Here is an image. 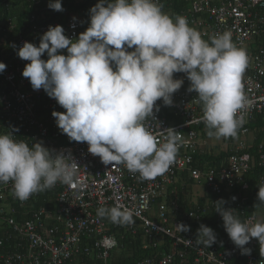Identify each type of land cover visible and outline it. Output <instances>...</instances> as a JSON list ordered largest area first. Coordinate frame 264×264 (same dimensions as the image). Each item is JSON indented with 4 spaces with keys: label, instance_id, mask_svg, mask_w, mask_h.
Listing matches in <instances>:
<instances>
[{
    "label": "built area",
    "instance_id": "built-area-1",
    "mask_svg": "<svg viewBox=\"0 0 264 264\" xmlns=\"http://www.w3.org/2000/svg\"><path fill=\"white\" fill-rule=\"evenodd\" d=\"M157 2L162 8L166 7L164 4L171 3L172 7L175 3H183L184 7L174 11L167 6L169 10L164 13L173 20L177 15L185 17L188 25L208 42L216 35L230 31L235 46L246 51L248 65L241 77L245 99L237 114L242 119L238 128L242 138L233 144L224 143L222 138L223 149L219 150L227 157L221 161L220 167L217 164L207 171L192 168L195 155H202L208 146L198 137L207 129L202 119V104L195 91H188L190 81L186 74L174 73V79H183L184 83L173 94V105L165 106L162 100H158L159 111L154 108L153 117L145 124L161 141L164 139L162 132L173 129L180 137L178 155L165 174L152 180H141L138 173L130 172L123 164L105 165L99 156L88 151L86 142L70 141L52 116L53 111L66 110L43 89H32L29 80L22 76L25 65L30 61L14 56L10 62H3L6 70L0 73V103L4 102L1 117L11 121L13 139L23 140L30 147L42 139L54 153L70 155L77 168L73 185L57 183L45 190L53 193L55 211L43 206L32 210L30 206L39 201L41 192L21 201L15 197L11 181L0 183V201L5 207L0 209V221L7 227L5 231L0 227V251L5 250V245L10 249L0 253V264H83L87 257L109 264L119 239L135 238L140 233L148 240L140 247L143 251L156 249L153 240L160 236L170 238L172 245L169 252L157 249L156 254L140 258L136 264H264L257 239L253 238L245 245L251 249L250 255L241 254L227 233L216 235L217 242L210 247L198 244L197 235L181 232L177 225L184 223L174 216L168 203L159 202L161 196L176 187L178 177L189 171L194 185L205 184L203 198L206 194L211 195L206 198V205L200 204V198L191 202L190 208L194 205L196 210L188 211L189 218L199 219V215H206L211 208H216L215 203L220 196H226V208L234 209V214L242 222L250 225L264 222V207H255L259 203L258 187L264 184V140L256 147L255 134L249 128L256 116L264 114V0ZM75 14L68 15L65 22H55L51 26L61 25L67 37L76 39L87 29L90 18L83 15L74 17ZM32 19L38 20L35 16ZM8 23L11 34L16 26L12 21ZM48 28L42 25L34 26L32 30L40 38ZM26 41L32 43V40L20 37L14 51L17 53ZM61 52L67 55L66 49ZM42 59H47L46 53ZM13 103L17 107H13ZM255 147L256 157L251 153ZM256 167L261 174L257 176V186L252 189L247 179ZM116 204L133 211V224L121 226L97 215L98 208H110ZM19 210L29 212L32 218L19 221L16 218Z\"/></svg>",
    "mask_w": 264,
    "mask_h": 264
},
{
    "label": "clouds",
    "instance_id": "clouds-1",
    "mask_svg": "<svg viewBox=\"0 0 264 264\" xmlns=\"http://www.w3.org/2000/svg\"><path fill=\"white\" fill-rule=\"evenodd\" d=\"M48 7L64 11L61 0H49ZM89 18V26L76 39L67 37L61 25H50L38 46L26 41L17 50L20 59L30 61L22 76L32 89H43L66 110L53 111L52 116L70 141L86 142L88 151L105 165L123 164L141 180L165 174L176 160L180 137L169 128L161 141L145 122L154 108L159 111L158 100L173 105L172 96L184 83L174 79V73H185L188 91L197 93L207 135L237 136L242 124L237 114L245 99L241 77L248 56L235 46L230 31L205 41L185 17L173 20L165 14L157 0H99ZM65 49L67 55L61 52ZM5 70L0 62V73ZM13 137L10 131L0 134V183L11 181L16 198L26 201L57 183L74 184L77 164L70 155L54 153L40 142L30 147ZM258 188L255 207H264V184ZM225 204L217 201L215 212L230 240L241 254L250 255L245 245L255 238L264 256V222H242ZM97 215L121 226L135 222L133 211L120 204L100 207ZM0 225L7 230L2 221ZM177 226L181 232L190 230L182 223ZM196 242L210 247L217 242L216 233L201 224Z\"/></svg>",
    "mask_w": 264,
    "mask_h": 264
},
{
    "label": "trees",
    "instance_id": "trees-1",
    "mask_svg": "<svg viewBox=\"0 0 264 264\" xmlns=\"http://www.w3.org/2000/svg\"><path fill=\"white\" fill-rule=\"evenodd\" d=\"M99 0H61L64 11H55L48 7L49 0H0V62L4 61L5 54L10 50V53L16 55V52L12 51L15 38L17 36L25 37L31 40H38L39 35L32 30L34 26H50L55 22L62 21V18L67 14L71 15L74 12L89 16V10L95 6ZM75 3H78L76 6ZM162 8L163 12L169 10L167 6H171V3L164 4ZM184 7L183 3H175L170 9L172 11ZM38 18L34 21L32 17ZM9 21L15 23L16 28L11 31ZM252 134H255L254 145L257 147L264 140V114L256 116L255 120L249 126ZM201 131V129H197ZM201 141L208 143L207 148H204L202 155H195V161L192 168L204 169L207 171L214 166L220 167L221 161L225 160L227 154L221 152L218 147L212 145L211 138L207 135V131L198 136ZM240 131L237 130V136L235 138H224V143L233 144L240 141ZM253 149L252 155L257 156V151ZM261 174L259 168H255L251 172V176L247 179L250 187L253 189L257 186V176ZM194 180L191 178L190 172L182 174L178 177L176 187L169 189V192L165 196L159 198V202L168 203V208L173 209L174 216L180 219L185 225L190 227L188 231L192 236L197 235V229L201 224L208 226L214 230L216 235H224L226 233L223 220L219 213L215 212L216 208H211L210 212L206 215H199V219L189 218L188 211H195V206L190 208L192 202L190 195L191 186L194 185ZM42 197V196H41ZM40 197V199H41ZM206 198L211 197L210 194H206ZM220 199L226 201L225 207L228 206V198L226 196H220ZM42 201V200H41ZM201 205H206V199H200ZM120 238V236H119ZM148 241V240H147ZM143 233H140L135 238L128 237L123 240L119 239V245L116 250L111 254L108 260L109 264H136L140 258H145L156 254L157 249L160 252L171 250L172 240L168 237H158L157 240H153L156 249H150L143 251L140 249L142 245L147 243ZM163 246V247H162ZM162 247V248H161ZM102 261L98 259L87 257L84 259L83 264H101Z\"/></svg>",
    "mask_w": 264,
    "mask_h": 264
},
{
    "label": "crops",
    "instance_id": "crops-1",
    "mask_svg": "<svg viewBox=\"0 0 264 264\" xmlns=\"http://www.w3.org/2000/svg\"><path fill=\"white\" fill-rule=\"evenodd\" d=\"M79 1H81V0H79ZM83 1V0H82ZM75 5L77 6L78 5V3H75ZM75 13H77V12H74V13H72V14H75ZM70 14V13H69ZM69 14H67L66 16H64L63 18H62V22H65L68 18V15ZM79 15H83V14H75L74 15V17H76V16H79ZM84 17H89V16H85V15H83ZM19 38H20V35L19 36H17V40H16V38H15V40L14 41H12V42H14V45L12 46V51L13 52H15L14 51V46H15V43L19 40ZM26 39H28V38H26ZM28 40H31V39H28ZM39 41H40V39H38L37 41H35V40H32V43L34 44V45H36V46H38L39 45ZM17 55V54H16ZM16 55H14V54H12V53H10V50L9 51H7V53L5 54V57H4V61L3 62H5V63H7V62H10V60H12V58H14V56H16ZM11 56V57H10ZM18 56V55H17ZM13 107H17V105L15 104V103H13V105H12ZM3 107H4V102L2 101L1 103H0V134H6V133H8L9 131L12 133V131H11V126H10V122L11 121H9L6 117H4V118H2L1 116L3 115ZM22 132H24L23 130H22ZM17 140V139H16ZM40 143H42L43 144V146H45V147H47L48 148V146H47V144L45 143V141L44 140H40L39 141ZM28 144V143H27ZM29 145V144H28ZM52 195H53V193H52V191H43V192H41V194H40V197H41V199H40V197H39V201L37 200L35 203H34V207H33V209L32 210H38L41 206H43V207H45L47 210H49V211H55L54 210V204H53V201H52ZM42 200V201H41ZM47 200H48V202H47ZM191 200H192V198H191ZM16 206L18 207V204H16ZM5 207L1 204V206H0V209H4ZM16 218H18V220L19 221H21V222H23V220H25V219H31L32 218V216L30 217V214H29V212H24V211H22V210H19V216H17ZM4 231H5V229H4ZM9 248V246H6L5 247V250H2V251H0V252H5L7 249Z\"/></svg>",
    "mask_w": 264,
    "mask_h": 264
},
{
    "label": "rangeland",
    "instance_id": "rangeland-1",
    "mask_svg": "<svg viewBox=\"0 0 264 264\" xmlns=\"http://www.w3.org/2000/svg\"><path fill=\"white\" fill-rule=\"evenodd\" d=\"M252 137V135H251ZM212 145L219 147L221 146V143H223L222 138L217 139L215 137H211ZM190 195L192 196L193 201H197L199 198H203L205 195V184H196L191 186Z\"/></svg>",
    "mask_w": 264,
    "mask_h": 264
}]
</instances>
